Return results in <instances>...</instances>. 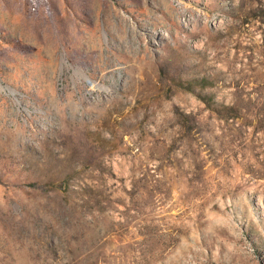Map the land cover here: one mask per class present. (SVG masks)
<instances>
[{"label":"rangeland","instance_id":"rangeland-1","mask_svg":"<svg viewBox=\"0 0 264 264\" xmlns=\"http://www.w3.org/2000/svg\"><path fill=\"white\" fill-rule=\"evenodd\" d=\"M0 264H264V0H0Z\"/></svg>","mask_w":264,"mask_h":264}]
</instances>
